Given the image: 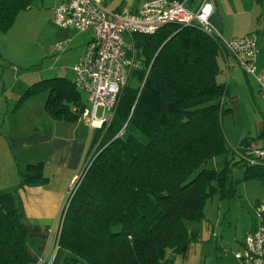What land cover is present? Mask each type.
Wrapping results in <instances>:
<instances>
[{
    "label": "trees",
    "instance_id": "1",
    "mask_svg": "<svg viewBox=\"0 0 264 264\" xmlns=\"http://www.w3.org/2000/svg\"><path fill=\"white\" fill-rule=\"evenodd\" d=\"M31 2L0 0V32ZM131 40L130 77L111 120L94 128L84 170L68 189L56 233L61 264H173L194 237L186 222L204 218L210 197H234L235 167L243 169L241 181L264 186V156L250 154L252 146L264 151V135L242 139L231 151L222 129L230 112L228 85L218 82L229 53L223 42L195 24L175 23ZM33 86L47 92L44 109L56 121H83L82 111L90 108L80 98L74 72L72 80L55 77ZM218 157H225L219 171L206 168ZM19 175V188L44 182L40 164L26 165ZM16 199L0 190V264H30ZM259 206L264 204L256 201Z\"/></svg>",
    "mask_w": 264,
    "mask_h": 264
},
{
    "label": "rangeland",
    "instance_id": "2",
    "mask_svg": "<svg viewBox=\"0 0 264 264\" xmlns=\"http://www.w3.org/2000/svg\"><path fill=\"white\" fill-rule=\"evenodd\" d=\"M62 1L66 0H32L30 9L18 12L11 28L5 33L0 32L1 140L8 133L28 135L34 127L41 128L57 122L44 109L47 92L37 88L33 90V85L55 77L72 80V68L83 55L85 39L89 37L88 34L73 29L62 30L54 25L53 10ZM103 1L108 11H115L122 6L127 7L128 0ZM57 48L60 50L56 51ZM223 71L218 82L228 85L233 72L224 68ZM236 71L244 84L247 79L250 80L252 92H244L245 86L240 89L231 85V95L240 98V102L233 106L227 102L230 112L222 118V129L231 151L238 147L242 139L255 137V118L264 116V101L251 77L242 70ZM29 90L31 92L26 94ZM79 95L89 108L86 93L80 91ZM56 129L59 130L58 127ZM80 129L86 130L83 126ZM5 154L1 142L0 163L10 166ZM15 155L18 163L14 162V166H17L20 165L19 156ZM224 158H215L206 164V168L219 171ZM242 177L243 169L235 167L232 179L238 183L234 197L223 200L215 195L210 197L203 208L204 218L186 222L187 231L194 237L184 254L173 257L167 253L168 258H174L173 264H235L233 255L258 216L255 202L262 201L264 204V186L255 180L241 181ZM20 180L19 175L18 183Z\"/></svg>",
    "mask_w": 264,
    "mask_h": 264
},
{
    "label": "crops",
    "instance_id": "3",
    "mask_svg": "<svg viewBox=\"0 0 264 264\" xmlns=\"http://www.w3.org/2000/svg\"><path fill=\"white\" fill-rule=\"evenodd\" d=\"M202 1L190 2V10L195 11ZM209 2L212 6L210 22L213 34L220 40L228 41L252 33L257 35L258 55L255 66L256 75L261 74L264 71V0H209ZM142 3L143 0H128L127 7L122 6L110 12L116 13L122 8L136 11ZM103 4H105L104 1ZM81 34L89 35L85 39L82 51L84 54L91 36L89 33ZM124 40L127 41V37H124ZM222 67L233 72V77L229 79L228 97L226 98V103L233 106L240 102V98L238 95H231V85L240 89L245 86L244 92L249 91L250 94L252 86L249 79L244 84L237 75L236 70L241 69L234 55L226 53L222 60ZM250 77L259 93L255 77ZM254 124L255 137L264 135V116L260 115L257 119L255 118ZM81 126L86 130H81ZM94 134V128L89 127L83 121L75 123L57 121L45 127H34L28 135L8 133L7 137L2 140L0 137V143L2 142L6 151L5 155L8 157L7 164L10 165L4 166V162L0 163V190L12 193L20 200V212L29 236L27 245L30 264H35L41 257L49 262L52 260L51 264L62 263L63 252L60 248L54 250V240L67 202L68 189L72 181L84 170L87 152ZM15 154L19 156L20 165L17 166H14V162L18 163ZM25 164H40L44 182L19 188L17 181L19 171L24 168ZM242 243L237 251L240 250ZM234 262L237 264L235 259Z\"/></svg>",
    "mask_w": 264,
    "mask_h": 264
},
{
    "label": "built area",
    "instance_id": "4",
    "mask_svg": "<svg viewBox=\"0 0 264 264\" xmlns=\"http://www.w3.org/2000/svg\"><path fill=\"white\" fill-rule=\"evenodd\" d=\"M191 1L148 0L137 12L122 9L119 13L108 11L102 0H66L55 7L53 22L57 27L91 35L84 55L73 68L74 82L87 94L90 105L81 113L85 124L96 128L111 120L121 90L134 67L135 50L131 40L134 34H152L169 23L184 27L195 24L207 35L213 34L209 0H203L195 11L189 8ZM124 37L130 42H126ZM221 41L223 49L237 58L242 71L255 77L264 101V71L256 75L255 66L257 35L247 34ZM250 154L261 157L264 151L252 146ZM76 180L72 181L71 190ZM256 211V223L246 234L241 249L234 254L237 264H264V207L259 206ZM58 238L56 235L55 249L58 248ZM35 264H49V261L41 257Z\"/></svg>",
    "mask_w": 264,
    "mask_h": 264
},
{
    "label": "water",
    "instance_id": "5",
    "mask_svg": "<svg viewBox=\"0 0 264 264\" xmlns=\"http://www.w3.org/2000/svg\"><path fill=\"white\" fill-rule=\"evenodd\" d=\"M152 65V64H151ZM151 65H150V67H151ZM62 223H63V219H62V221H61Z\"/></svg>",
    "mask_w": 264,
    "mask_h": 264
}]
</instances>
